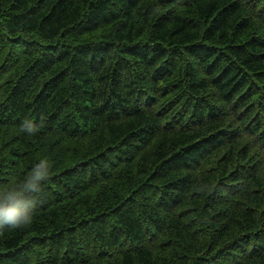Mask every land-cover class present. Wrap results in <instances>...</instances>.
<instances>
[{"label": "trees", "instance_id": "1", "mask_svg": "<svg viewBox=\"0 0 264 264\" xmlns=\"http://www.w3.org/2000/svg\"><path fill=\"white\" fill-rule=\"evenodd\" d=\"M41 158L0 264H264V0H0V190Z\"/></svg>", "mask_w": 264, "mask_h": 264}, {"label": "clouds", "instance_id": "2", "mask_svg": "<svg viewBox=\"0 0 264 264\" xmlns=\"http://www.w3.org/2000/svg\"><path fill=\"white\" fill-rule=\"evenodd\" d=\"M20 127L23 132L35 134L41 125L33 119H24ZM50 169V161L41 158L23 177L22 183L0 190V228H21L31 224L37 205L33 194L41 191Z\"/></svg>", "mask_w": 264, "mask_h": 264}]
</instances>
